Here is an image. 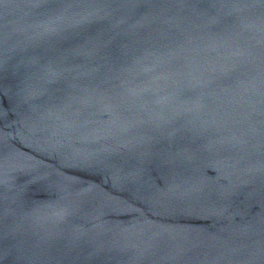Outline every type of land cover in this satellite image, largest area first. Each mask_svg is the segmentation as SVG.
<instances>
[{"label": "water", "instance_id": "95a60500", "mask_svg": "<svg viewBox=\"0 0 264 264\" xmlns=\"http://www.w3.org/2000/svg\"><path fill=\"white\" fill-rule=\"evenodd\" d=\"M0 264H264V0H0Z\"/></svg>", "mask_w": 264, "mask_h": 264}]
</instances>
